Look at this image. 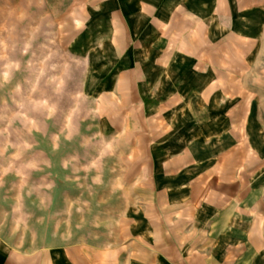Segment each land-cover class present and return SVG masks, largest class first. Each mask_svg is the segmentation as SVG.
Returning a JSON list of instances; mask_svg holds the SVG:
<instances>
[{
  "label": "crops",
  "instance_id": "0c3cea01",
  "mask_svg": "<svg viewBox=\"0 0 264 264\" xmlns=\"http://www.w3.org/2000/svg\"><path fill=\"white\" fill-rule=\"evenodd\" d=\"M34 1L113 114L134 211L112 246L0 241V264H264V0Z\"/></svg>",
  "mask_w": 264,
  "mask_h": 264
},
{
  "label": "rangeland",
  "instance_id": "374dc122",
  "mask_svg": "<svg viewBox=\"0 0 264 264\" xmlns=\"http://www.w3.org/2000/svg\"><path fill=\"white\" fill-rule=\"evenodd\" d=\"M41 6L0 0V241L101 250L134 211L113 114L80 93L83 67L40 32Z\"/></svg>",
  "mask_w": 264,
  "mask_h": 264
}]
</instances>
